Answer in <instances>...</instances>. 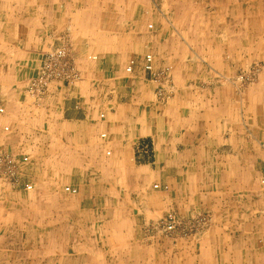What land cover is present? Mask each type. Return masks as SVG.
I'll return each mask as SVG.
<instances>
[{
  "label": "crops",
  "instance_id": "obj_1",
  "mask_svg": "<svg viewBox=\"0 0 264 264\" xmlns=\"http://www.w3.org/2000/svg\"><path fill=\"white\" fill-rule=\"evenodd\" d=\"M260 42L264 0H0V150L29 156L15 188L32 184L39 206L0 208V264H41L26 256L38 239L69 250L64 264H264V73L224 78ZM64 43L79 81L32 98ZM147 53L171 68L166 102ZM170 211L210 217L150 228Z\"/></svg>",
  "mask_w": 264,
  "mask_h": 264
},
{
  "label": "built area",
  "instance_id": "obj_2",
  "mask_svg": "<svg viewBox=\"0 0 264 264\" xmlns=\"http://www.w3.org/2000/svg\"><path fill=\"white\" fill-rule=\"evenodd\" d=\"M152 27V24L149 25ZM135 65V60L131 59L126 67L127 72H132ZM143 67L153 75V80L160 85L156 89L159 99H165L166 88L163 84L168 85L171 82L170 67L155 69L154 57L152 53L145 54L143 58ZM80 79V72L76 66V57L69 43H64L60 46L49 48L43 55L42 61L38 68V73L32 77L27 85V93L34 99L42 98L50 84L55 81L65 82L67 84H75ZM4 109L0 107V112ZM9 126H5L8 130ZM29 161L27 154H16L12 152L0 150V175L5 177L10 182L17 184L21 180L20 166ZM264 183V179H263ZM158 187V184L154 185ZM32 184H26V189H32ZM67 191L76 193L77 188L67 186ZM175 219L172 214H169L162 222V227L167 230H172L175 227Z\"/></svg>",
  "mask_w": 264,
  "mask_h": 264
},
{
  "label": "rangeland",
  "instance_id": "obj_3",
  "mask_svg": "<svg viewBox=\"0 0 264 264\" xmlns=\"http://www.w3.org/2000/svg\"><path fill=\"white\" fill-rule=\"evenodd\" d=\"M170 70H171V68H170ZM263 73H264V43L260 42V44H257L255 47H251V55H250L249 61H247L244 66L239 67V69L234 71L232 74H230L228 76H224V78L228 82L233 83L235 86L242 88V87H246L247 85L257 81L258 79H260V77ZM170 74H171V71H170ZM165 84H167V83H165ZM170 85H171V83L169 84V86ZM166 94L167 95H166L165 99H159L158 98V101H160V102H166L167 101V99L171 96V89L170 88L166 89ZM20 176H21V170H20ZM2 177L3 176L0 175V178H2ZM3 178H5V177H3ZM0 182H1V179H0ZM20 182H21V180H20ZM20 182H18L17 184H14V183L9 181V183L14 187H11V185L5 186L3 184V182H1L3 184V186L0 185V195L2 196V200H0V208H4V207L5 208H21V207L22 208H37V207H39V206H37L36 200L33 199L34 198L33 196L35 194V187L34 188L32 187V189H26V185H25L26 190L23 188V189H21L22 191L20 192L19 189L15 188L17 185L21 184ZM67 186H69V185L64 184V183L59 185L60 191L69 195V196H73V195L77 194L78 190L76 193L67 191L66 190ZM45 189L47 191H49L50 189L54 190L56 188L55 187L49 188V186H46ZM16 192H19L18 196L16 195L17 194ZM169 214H172L174 216L176 223H175V227L172 230L166 231V229H164L162 227V222L166 219V217ZM200 214H203V215H201L200 217H197L196 215H195L196 217H194V216L187 217L185 214H177L174 211H170L167 214H165V216H163L162 218L157 219V220H153L152 222H150L149 226L153 230H160L164 234L168 235V234H171L178 227L193 229L197 225L206 224L209 220V217H210L209 211H204V212H201ZM32 238H33V236H32ZM43 240H45L44 234H43ZM58 251L59 250H57V249L50 248V243L47 240L41 242L38 239L37 240V249H34V248L27 249L26 256L27 257L29 256V258H27V259H31V258L33 259V257H37V263L49 264V263H46V261L50 257H54V256L59 257V255H60V259L62 260L61 264H64L65 255L69 250H60V253H58ZM23 253H25V252H21V249H15V250L10 251V257H11V259L15 258V257H22L21 254H23ZM2 256L3 255L1 254V250H0V258H3Z\"/></svg>",
  "mask_w": 264,
  "mask_h": 264
}]
</instances>
